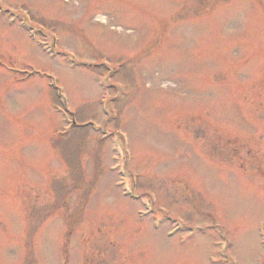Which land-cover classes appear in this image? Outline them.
<instances>
[{
    "label": "rangeland",
    "instance_id": "1",
    "mask_svg": "<svg viewBox=\"0 0 264 264\" xmlns=\"http://www.w3.org/2000/svg\"><path fill=\"white\" fill-rule=\"evenodd\" d=\"M0 5V264H263L264 0Z\"/></svg>",
    "mask_w": 264,
    "mask_h": 264
}]
</instances>
